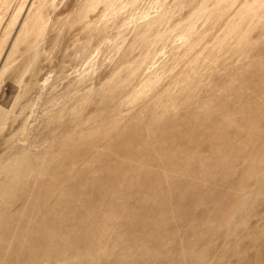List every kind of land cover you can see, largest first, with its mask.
<instances>
[{
  "label": "rangeland",
  "instance_id": "1",
  "mask_svg": "<svg viewBox=\"0 0 264 264\" xmlns=\"http://www.w3.org/2000/svg\"><path fill=\"white\" fill-rule=\"evenodd\" d=\"M0 213V264H264V0H0Z\"/></svg>",
  "mask_w": 264,
  "mask_h": 264
},
{
  "label": "bare ground",
  "instance_id": "2",
  "mask_svg": "<svg viewBox=\"0 0 264 264\" xmlns=\"http://www.w3.org/2000/svg\"><path fill=\"white\" fill-rule=\"evenodd\" d=\"M188 68H189V66H188ZM200 70V69H199ZM188 72V71H187ZM200 74V73H199ZM203 74V73H202ZM205 75V74H204ZM210 76V75H209ZM209 77L207 76V75H205V76H203L202 77V79H208ZM200 79V78H199ZM212 84H213V81H212ZM214 87V86H213ZM173 89V88H172ZM172 92V91H171ZM165 93V92H164ZM165 97V96H164ZM210 109V108H209ZM153 123V122H152ZM217 126V125H216ZM212 137V136H211ZM131 149V148H130ZM119 176V175H118ZM95 180V179H94ZM124 180L125 181H127L128 179H127V177H125L124 178ZM97 182H98V184H96V185H102V184H104V185H108V183H109V179H106V178H98V180H97ZM96 183V182H95ZM91 189L85 194V196H86V198L88 197V198H92V197H94V196H96V188H94V186H93V184L91 185ZM67 193V192H66ZM83 193H84V191H83ZM70 195V194H69ZM101 195V194H100ZM111 195V194H110ZM68 199V198H67ZM109 199V198H108ZM107 199V200H108ZM111 199V198H110ZM110 199H109V201H110ZM113 199V198H112ZM57 200V199H56ZM85 200V199H84ZM70 201V200H69ZM67 202V201H66ZM114 207V206H113ZM1 214V213H0ZM6 214V213H5ZM7 215V214H6ZM50 215V214H49ZM1 216V215H0ZM62 216V215H61ZM9 219V218H8ZM7 219V220H8ZM51 222V221H50ZM52 223V222H51ZM5 224V223H4ZM48 224V223H47ZM3 225V224H2ZM7 225V224H6ZM51 225V224H50ZM49 225V226H50ZM8 227H9V225H7ZM42 226V225H41ZM46 226V225H45ZM48 226V225H47ZM83 226V225H82ZM1 227H4V226H1ZM5 228V227H4ZM79 228H81V227H79ZM78 228V229H79ZM129 228V227H128ZM47 229H49V228H47ZM51 229H53V228H51ZM77 229V230H78ZM46 230V229H45ZM50 231V230H49ZM46 232V231H45ZM74 233V232H73ZM20 238V237H19ZM29 238V237H28ZM11 239V238H10ZM17 239V238H16ZM33 240V239H32ZM10 241V240H9ZM22 242V241H21ZM25 242V241H24ZM86 242V241H85ZM10 244V243H9ZM21 244V243H20ZM23 245V244H22ZM21 245V246H22ZM26 245V244H25ZM27 246V245H26ZM28 247V246H27ZM19 249V248H18ZM17 249V250H18ZM25 249H26V247H25ZM35 248L34 247H29L28 248V250H31V251H33ZM27 249H26V251H28ZM25 253V252H24ZM31 255V254H30ZM30 255H28V256H30ZM13 262V261H12ZM8 263V262H7ZM14 263V262H13ZM2 264V263H1Z\"/></svg>",
  "mask_w": 264,
  "mask_h": 264
}]
</instances>
